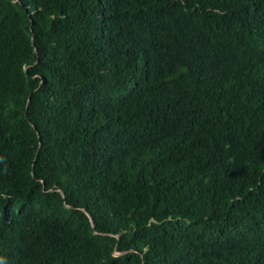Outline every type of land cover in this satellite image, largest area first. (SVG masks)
Wrapping results in <instances>:
<instances>
[{
  "label": "trees",
  "instance_id": "16d2710c",
  "mask_svg": "<svg viewBox=\"0 0 264 264\" xmlns=\"http://www.w3.org/2000/svg\"><path fill=\"white\" fill-rule=\"evenodd\" d=\"M3 264H264V0H0Z\"/></svg>",
  "mask_w": 264,
  "mask_h": 264
},
{
  "label": "clouds",
  "instance_id": "9594fccd",
  "mask_svg": "<svg viewBox=\"0 0 264 264\" xmlns=\"http://www.w3.org/2000/svg\"><path fill=\"white\" fill-rule=\"evenodd\" d=\"M0 264H3V262H2V261H0Z\"/></svg>",
  "mask_w": 264,
  "mask_h": 264
}]
</instances>
